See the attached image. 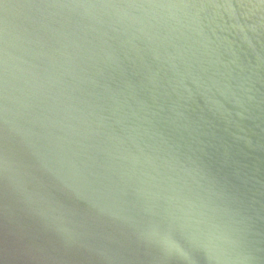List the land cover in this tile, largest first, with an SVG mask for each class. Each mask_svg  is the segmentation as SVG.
<instances>
[{"label": "water", "instance_id": "95a60500", "mask_svg": "<svg viewBox=\"0 0 264 264\" xmlns=\"http://www.w3.org/2000/svg\"><path fill=\"white\" fill-rule=\"evenodd\" d=\"M0 264H264V0H0Z\"/></svg>", "mask_w": 264, "mask_h": 264}]
</instances>
